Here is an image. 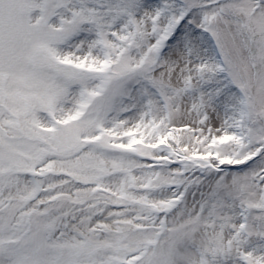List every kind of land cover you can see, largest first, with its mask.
Wrapping results in <instances>:
<instances>
[{"label": "snow or ice", "instance_id": "obj_1", "mask_svg": "<svg viewBox=\"0 0 264 264\" xmlns=\"http://www.w3.org/2000/svg\"><path fill=\"white\" fill-rule=\"evenodd\" d=\"M0 264H264V0H0Z\"/></svg>", "mask_w": 264, "mask_h": 264}]
</instances>
